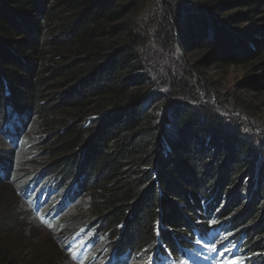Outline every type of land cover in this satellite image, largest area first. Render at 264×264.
<instances>
[{
	"label": "trees",
	"instance_id": "trees-1",
	"mask_svg": "<svg viewBox=\"0 0 264 264\" xmlns=\"http://www.w3.org/2000/svg\"><path fill=\"white\" fill-rule=\"evenodd\" d=\"M151 10L155 37L141 18ZM160 46L196 54L198 76L170 82ZM202 66H248L246 89L263 86L264 0H0V131L15 146L30 114L55 130L54 161L15 176L24 194L79 182L94 229L128 263L179 260L223 236L244 264H264V138L208 103ZM14 221H0V264H34Z\"/></svg>",
	"mask_w": 264,
	"mask_h": 264
},
{
	"label": "rangeland",
	"instance_id": "rangeland-1",
	"mask_svg": "<svg viewBox=\"0 0 264 264\" xmlns=\"http://www.w3.org/2000/svg\"><path fill=\"white\" fill-rule=\"evenodd\" d=\"M154 14V10H151L142 14L141 18L144 25H146V30L144 31L155 37L158 25L156 22H159L158 19L160 17L157 16L158 14L155 16ZM138 22L140 23V20ZM151 48L156 49V45L152 44ZM153 54L156 58L158 57L157 64L165 67L162 72L165 76H169L170 82L176 76L187 79L190 71H193L190 74L198 76L195 71L199 67L195 66L196 54L184 53L182 55L179 52L176 53V50L170 46H160ZM161 56L163 61H159ZM155 57L154 59H156ZM185 62H188L190 66L184 71V75H181V70L186 65ZM154 65L156 64L154 63ZM250 69L251 67L248 66L224 68L202 66L198 71L200 74L205 75L204 79L210 81H205L206 90L203 89L201 84L198 85V90L202 91V93L204 92L203 96L206 95L205 99L210 101L208 102L209 104L215 102L214 104L224 118L229 120L236 119L241 123L243 121L247 122L248 127H245L253 131L256 137L263 139L264 84L254 92L246 89L245 81L247 75L250 74L248 72ZM143 72H147V70ZM170 72L178 74L170 76ZM150 76L147 84L149 89H160L159 86L157 87L154 84L158 77L154 74ZM196 76L192 78L193 83L196 82ZM173 87L174 85L171 83V86L165 87V89H170L174 93L175 89H172ZM215 87L217 88L218 97L214 93ZM209 95L210 97L208 98ZM225 98L226 100L224 101L223 99ZM237 98L243 99L246 104L239 106L236 103ZM89 116L91 120L98 118L100 114L98 116L92 113ZM28 118L29 121L22 128L21 140L15 146H12L10 144L11 140L0 131L2 142L0 144V163L5 165L11 174V177L6 181L0 179V221L7 215L15 218L16 221L8 229L11 230L12 234L22 236L21 239L25 238L27 244L32 245L27 254L30 256L28 259L35 257L32 261L34 264L35 262L40 264H85V260L90 256L94 259L95 264H100L104 258L101 254L109 253L114 248L113 243L108 242L103 234H101V237H95V233L92 235V239L86 242L87 236L91 235L93 231L80 235L72 233L82 228L84 229L82 230L83 232L86 231L88 228L84 227L89 226V224L94 228L97 227L90 212L89 199L85 198L86 194L83 191L81 192L82 194L79 193L81 190L79 189L81 186L79 182L73 183L71 179H59L64 185L62 195L57 194L55 187L51 186V184H49L50 190L44 188L41 191L38 185L32 186L30 188L31 195H25L24 191L22 193V190H20L21 183L15 179L16 174L35 173L36 175L41 168L46 166L45 163L49 165V162L54 161V157L48 156V154L50 153V148L54 145L55 130L45 129L37 124L36 115L30 114ZM77 184H79V187H77ZM67 194L68 197L65 198ZM65 200L68 205L59 210L57 206ZM219 204L222 205L221 202ZM219 204L217 207L220 206ZM50 213H52L53 218L48 219L47 215ZM54 217L57 218L54 219ZM67 221L70 222L65 223ZM60 237H63L62 242H59ZM220 240L221 242L224 241L223 239ZM215 242L218 244L217 240ZM35 249L38 250L37 253L34 251ZM220 250V253H215L214 258L210 259V264H235L238 260L237 258H239L238 256L234 257L236 261L231 258L226 259L225 256L231 251H228L229 248ZM223 250H225L224 255L221 253ZM238 253L241 252L238 251ZM220 255H223L221 260H219Z\"/></svg>",
	"mask_w": 264,
	"mask_h": 264
},
{
	"label": "bare ground",
	"instance_id": "bare-ground-1",
	"mask_svg": "<svg viewBox=\"0 0 264 264\" xmlns=\"http://www.w3.org/2000/svg\"><path fill=\"white\" fill-rule=\"evenodd\" d=\"M20 129V128H19ZM22 130V129H21ZM40 183V182H39ZM39 183H38V187H39ZM32 186H37V185H35V184H33ZM77 187H79V184H77ZM68 197V194L66 195V197L65 198H67ZM68 203V202H67ZM47 218L48 219H51L52 217H49V216H47ZM54 219H56V218H54ZM84 230V229H83ZM86 230V229H85ZM227 239V238H226ZM223 243H226L225 241H223ZM228 246H230L231 247V249L233 250V251H235V253H236V255L234 256V257H239V258H241V255H242V253H238V251H240V249H239V247H237L235 244H233V243H231V241H229L228 243H226ZM238 259V258H237ZM210 264V263H209Z\"/></svg>",
	"mask_w": 264,
	"mask_h": 264
},
{
	"label": "snow or ice",
	"instance_id": "snow-or-ice-1",
	"mask_svg": "<svg viewBox=\"0 0 264 264\" xmlns=\"http://www.w3.org/2000/svg\"><path fill=\"white\" fill-rule=\"evenodd\" d=\"M211 250L215 251L216 249H215V247H213ZM228 251H231L233 256L236 255L235 251H233L231 249H229ZM153 261H154V256H150L148 261H147V264H153ZM235 264H244V258H242V257L238 258V260L235 262Z\"/></svg>",
	"mask_w": 264,
	"mask_h": 264
},
{
	"label": "clouds",
	"instance_id": "clouds-1",
	"mask_svg": "<svg viewBox=\"0 0 264 264\" xmlns=\"http://www.w3.org/2000/svg\"><path fill=\"white\" fill-rule=\"evenodd\" d=\"M21 139H19V141H20ZM11 144V143H10ZM16 145V144H15ZM2 167V170L3 171H5V172H7L8 174H9V178L11 177V174H10V171H8L7 170V168H6V166H4L3 164H1L0 163V168ZM27 174H29V173H27ZM17 175V174H16ZM15 175V176H16ZM27 176H30V174L29 175H26V177ZM9 178H7V179H9ZM26 180V179H25ZM21 183V186H20V190H22V191H24V189H25V181L24 182H20ZM40 183H42V181H40ZM40 183H39V185H40ZM55 192H57V190L55 189Z\"/></svg>",
	"mask_w": 264,
	"mask_h": 264
}]
</instances>
